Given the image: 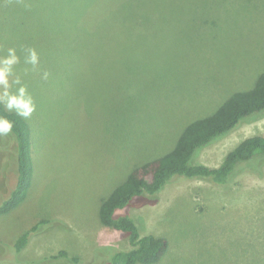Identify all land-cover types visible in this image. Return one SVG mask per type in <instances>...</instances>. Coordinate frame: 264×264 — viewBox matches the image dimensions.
<instances>
[{
  "label": "rangeland",
  "instance_id": "1",
  "mask_svg": "<svg viewBox=\"0 0 264 264\" xmlns=\"http://www.w3.org/2000/svg\"><path fill=\"white\" fill-rule=\"evenodd\" d=\"M0 46L41 53L39 72L23 59L17 66L37 103L25 119L35 175L26 200L0 217V264L8 262L2 245L42 218L50 221L20 264H75L48 258L59 250L80 264H105L112 248L131 245L101 223L102 200L264 71V0H0ZM258 134L264 114L206 145L195 161L217 166ZM260 161L253 170L240 163L227 184L173 179L157 203L129 207L142 235L168 241L154 264H264ZM16 180V138L0 136V202Z\"/></svg>",
  "mask_w": 264,
  "mask_h": 264
},
{
  "label": "trees",
  "instance_id": "2",
  "mask_svg": "<svg viewBox=\"0 0 264 264\" xmlns=\"http://www.w3.org/2000/svg\"><path fill=\"white\" fill-rule=\"evenodd\" d=\"M0 114L15 121L17 142V180L10 193L0 202V217L21 205L29 195L35 175L32 157L30 125L0 105ZM264 114V71L255 84L231 94L213 113L190 122L182 131L175 146L153 161L136 167L128 177L101 202L99 217L102 224L124 232L131 247L112 248L105 264H154L166 252L168 241L152 233L141 234L135 218L129 213L132 206L155 204L158 193L173 179H207L216 184H227L240 163L245 170L260 169L264 159V135H252L240 141L217 166L196 162L195 157L206 145L228 134L242 121ZM50 220L39 219L21 233L14 242H5L6 264H20V253L27 247L34 233ZM69 258L80 264L77 255L59 250L48 258ZM42 260H47L42 258ZM29 263L30 262H24Z\"/></svg>",
  "mask_w": 264,
  "mask_h": 264
},
{
  "label": "clouds",
  "instance_id": "3",
  "mask_svg": "<svg viewBox=\"0 0 264 264\" xmlns=\"http://www.w3.org/2000/svg\"><path fill=\"white\" fill-rule=\"evenodd\" d=\"M22 59L28 66L27 70H41V53L36 47H21L18 50L16 46H11L6 52L0 51V105L6 112L28 119L36 112L37 103L23 76L17 72ZM49 75V72L43 71L42 79L47 80ZM14 128L15 121L0 114V136L13 134Z\"/></svg>",
  "mask_w": 264,
  "mask_h": 264
}]
</instances>
